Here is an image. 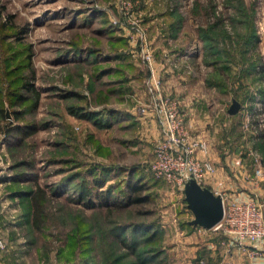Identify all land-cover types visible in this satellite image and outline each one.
I'll return each mask as SVG.
<instances>
[{
  "label": "rangeland",
  "instance_id": "obj_1",
  "mask_svg": "<svg viewBox=\"0 0 264 264\" xmlns=\"http://www.w3.org/2000/svg\"><path fill=\"white\" fill-rule=\"evenodd\" d=\"M187 45L204 49L209 77L237 83L238 141L261 137L238 153L256 177L264 0H0L1 261L171 264L164 221L188 207L155 172V149L170 106L186 118L160 63Z\"/></svg>",
  "mask_w": 264,
  "mask_h": 264
},
{
  "label": "crops",
  "instance_id": "obj_2",
  "mask_svg": "<svg viewBox=\"0 0 264 264\" xmlns=\"http://www.w3.org/2000/svg\"><path fill=\"white\" fill-rule=\"evenodd\" d=\"M203 50L201 46L187 45L174 51L171 61L160 63L165 90L179 99L182 105L187 139L204 142L206 150L198 149L197 155L211 160L215 165L214 173L209 174L208 182L203 186L212 190L225 189L240 198L251 194L264 195V179L246 178V175L254 176L253 159L248 153L242 157L238 153L244 150L239 149L242 144L247 151L257 149L261 137L251 134L249 140L238 141L243 131L239 126L238 112H229L232 102L237 99L238 85L236 83L235 86L227 87L220 78L216 80L209 77L213 63L207 64L203 60ZM244 82L242 84L246 87L255 88L258 85L257 82L247 85L249 83L245 79ZM260 86L257 88L262 93L260 99H263L264 85ZM252 91L255 93L257 90ZM146 116L140 115L142 119ZM150 126L151 131L156 130L153 121ZM240 166L241 172H248L238 175ZM184 188L181 196L187 203ZM190 212L188 207L186 221L178 223L181 218L175 220L174 216L164 221V227L171 231L167 242L171 264H264V239L239 243L221 229L214 228L212 231L191 224L195 216ZM8 263L7 260H0V264Z\"/></svg>",
  "mask_w": 264,
  "mask_h": 264
},
{
  "label": "built area",
  "instance_id": "obj_3",
  "mask_svg": "<svg viewBox=\"0 0 264 264\" xmlns=\"http://www.w3.org/2000/svg\"><path fill=\"white\" fill-rule=\"evenodd\" d=\"M155 84L159 91L160 81L155 80ZM170 107L163 124L166 136L155 149L154 170L159 177L181 187H185L191 179L204 185L209 174L216 169L211 160L197 155L198 149L206 150V144L200 140L187 139L185 122L180 117L179 109L174 105ZM259 109L262 110L259 121L264 125V107ZM250 153L254 154V151ZM255 169L256 177L246 175V178L263 179L264 165L260 158L256 159ZM213 191L221 195L224 202V217L215 228L221 229L239 243L264 239V195L253 194L240 198L230 192Z\"/></svg>",
  "mask_w": 264,
  "mask_h": 264
},
{
  "label": "water",
  "instance_id": "obj_4",
  "mask_svg": "<svg viewBox=\"0 0 264 264\" xmlns=\"http://www.w3.org/2000/svg\"><path fill=\"white\" fill-rule=\"evenodd\" d=\"M241 106V102L235 99L229 108V112L236 114L241 109ZM184 192L188 207L195 216L191 224L204 228H213L222 221L224 217V202L221 195L201 185L195 179H191L185 184Z\"/></svg>",
  "mask_w": 264,
  "mask_h": 264
},
{
  "label": "trees",
  "instance_id": "obj_5",
  "mask_svg": "<svg viewBox=\"0 0 264 264\" xmlns=\"http://www.w3.org/2000/svg\"><path fill=\"white\" fill-rule=\"evenodd\" d=\"M217 59H215V62H217L216 61ZM219 63V62H218ZM223 68V67H222ZM225 69H228V66L226 65L225 67H224V70ZM16 115H18V112H16ZM18 129V133H20V134H22L24 137L25 136H27V135H30V134H32L34 131H35V127H30V126H28V125H21V124H18L17 126H16ZM12 131V130H11ZM130 200H131V198H130ZM151 227H152V229H155V231H159V229H160V227L158 226V224L157 223H155L154 225H150ZM158 254H156L155 255V258L156 257H158L159 256V253H160V251H158L157 252ZM154 259V258H153ZM156 260H157V258H156ZM159 260V259H158Z\"/></svg>",
  "mask_w": 264,
  "mask_h": 264
}]
</instances>
